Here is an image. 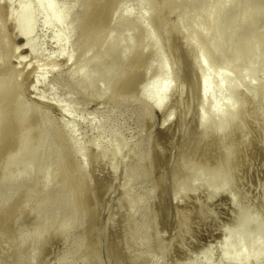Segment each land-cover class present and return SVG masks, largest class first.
Returning <instances> with one entry per match:
<instances>
[{"label": "rangeland", "instance_id": "1", "mask_svg": "<svg viewBox=\"0 0 264 264\" xmlns=\"http://www.w3.org/2000/svg\"><path fill=\"white\" fill-rule=\"evenodd\" d=\"M51 1L65 13L66 40L56 43L59 27L48 28L36 13L30 50L16 36L11 13L25 2L35 9V0H0L6 12L0 64L16 72L28 120L40 109L73 145L75 162L96 190L95 204L84 210L77 229L68 224L61 230L68 214L43 211L40 202L60 180L46 177L44 170L53 168L55 156L45 147L23 174L28 153L22 165L9 169L23 179L20 194L0 199V264H82L72 255L76 230L83 264H264V37L253 34L259 50L241 51L238 64L228 70L238 87L227 91L234 115L220 133L209 111L211 99L202 103L196 48L183 35L193 30L178 28L182 13L192 16L198 2L152 0L149 6V0H115L103 40L88 48L81 44L84 0ZM99 1L103 14V5L112 0ZM212 2L200 4L198 23L213 33L214 46L226 25L224 17L209 20L205 6ZM255 31L264 33V21ZM107 40L129 53L130 62L142 52L144 73L133 78L127 92L113 79L112 57L104 59ZM231 46L227 41L217 58L206 51L211 69L230 60ZM160 57L170 90L162 107L149 111L146 105L156 95L148 92L149 83ZM249 68L256 74L240 76ZM85 74L91 79L82 78ZM36 182V191L24 196ZM250 239L249 255L234 258L239 243L247 246Z\"/></svg>", "mask_w": 264, "mask_h": 264}, {"label": "bare ground", "instance_id": "2", "mask_svg": "<svg viewBox=\"0 0 264 264\" xmlns=\"http://www.w3.org/2000/svg\"><path fill=\"white\" fill-rule=\"evenodd\" d=\"M198 2L197 11L188 16L186 12L182 13L178 28L182 31L187 29L193 30L186 35L187 43H191L196 48L195 67L200 70V81L202 90V103L208 97L211 99L209 111L212 119L215 121L216 132H223L227 122L234 115V103L227 91H236L237 84L231 80L228 75V70L233 64H238V53L244 51L246 53H254L261 47V43L253 45L252 37L256 34L263 38L264 33L255 31L256 25L260 21H264V0H213L211 4L205 6L208 11L209 20L214 23L223 17L225 22V30L219 35V40L216 45L213 43V33L206 30L205 26L198 23V18L202 10L200 4L206 0H191ZM99 0H84V6L87 11L82 13L83 24L81 32V44L84 43L88 48H94L100 41L103 40L104 33L109 27L108 17L111 13L112 5L115 0L108 5H103L105 11L103 14L98 13V6L101 4ZM149 6L152 0L147 3ZM102 6V7H103ZM36 13L41 14L43 23L50 28L51 26L59 27V30L53 34L56 43L63 45L66 36L62 33L61 25L65 17V13L57 10L51 0H35V9L27 2L21 3L18 9L11 13L16 25V36L23 39V47L34 50L35 43L32 38L34 30V17ZM146 13H144L145 16ZM8 16V14H7ZM6 17L5 8L0 5V35L3 31V25ZM107 17V19H106ZM61 29V30H60ZM253 32L252 34H250ZM254 34V35H253ZM263 36V37H262ZM256 37V36H255ZM149 38L153 46L156 45V40ZM200 38L203 43L198 42ZM264 39V38H263ZM232 42L230 60H222L219 67H211V59H208L206 51L211 58H217L224 44ZM142 53V52H141ZM138 53L133 61L130 62V54L121 51V47L107 40V45L104 47V59L107 56L112 57L113 79L120 86V92H127L130 83L135 76L143 72L141 66L142 54ZM132 60V58H131ZM0 64V199L5 200L9 196L12 197L20 194L23 186V179L15 176V172L10 171L17 166L22 165L23 159L28 153H31L29 162L24 166L23 174H28L34 167L36 158L45 147H51V153L55 156L53 168H47L46 177L53 178L60 176L58 183L42 194L41 207L44 210L55 208V213L68 214L69 218L61 224V230L69 224L71 227H79V221L84 216V210H89L95 204L93 194L95 188L91 184V178L86 174L81 166L74 160L75 153L72 144H69L68 139L63 134L62 129L52 127L49 120L44 116L43 111L36 109L30 120V109L21 107L20 94L21 88L17 83L16 72L13 68L4 67ZM142 70V71H140ZM144 73V72H143ZM255 75L256 70L249 68L247 72H241L240 76ZM84 79H91V75H83ZM123 90V91H122ZM170 90L169 73L165 61L160 57L156 67L154 77L149 83L148 92H155V98L152 103L146 105L147 109L161 108L164 100ZM204 107V105H202ZM21 107V108H20ZM151 109V110H150ZM149 111L146 112L147 119L151 122L152 117ZM205 114L200 115V121L204 122ZM151 125V123H150ZM69 144V145H68ZM4 146H8L7 150H3ZM150 151H145L138 160L143 163ZM45 163V162H44ZM10 169V170H9ZM16 178L19 181H14ZM14 181L13 186H7V182ZM40 186L36 183L29 186L24 193L28 197L32 192L36 191V187ZM93 202V203H92ZM56 206V207H55ZM50 219L46 220L49 225ZM45 224V226H46ZM79 232L73 231L71 237L75 240V245L72 247V255L75 256L76 263H84L80 251L82 246L80 243ZM249 240L247 246L239 243L237 250L233 253V257H238L241 254L249 255L246 252V247L251 244Z\"/></svg>", "mask_w": 264, "mask_h": 264}]
</instances>
